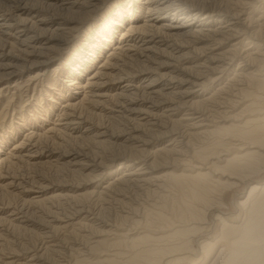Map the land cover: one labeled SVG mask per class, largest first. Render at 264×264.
<instances>
[{
	"label": "bare ground",
	"instance_id": "bare-ground-1",
	"mask_svg": "<svg viewBox=\"0 0 264 264\" xmlns=\"http://www.w3.org/2000/svg\"><path fill=\"white\" fill-rule=\"evenodd\" d=\"M2 4L0 41L19 53L6 48L12 54L0 55V78L14 82L0 94L21 87L24 56L35 55L30 62L45 69L27 82L43 83L57 62L47 100L63 112L44 126L56 111L47 103L38 112L37 100L30 119L19 118L10 130L0 116V199L4 193L19 199L13 206L0 201V246L13 244L9 228L40 241L22 248L29 258L0 256V264H264V183L251 184L236 217L214 215L223 191L248 185L264 163V0ZM80 34L83 41L73 45ZM105 115L122 129L88 125L91 116ZM22 127L26 137L16 140ZM84 135L94 146L90 156L73 149L66 161L54 159L52 148L39 150ZM22 163L67 170L72 181L92 186L82 191L79 180L75 186L39 176L33 194L13 179ZM50 185L62 188L47 195ZM133 192L151 197L141 213ZM35 207L40 220L28 218ZM107 208L115 214L102 215ZM209 213L221 221V235L197 236L194 249L188 234L206 229Z\"/></svg>",
	"mask_w": 264,
	"mask_h": 264
},
{
	"label": "rangeland",
	"instance_id": "rangeland-1",
	"mask_svg": "<svg viewBox=\"0 0 264 264\" xmlns=\"http://www.w3.org/2000/svg\"><path fill=\"white\" fill-rule=\"evenodd\" d=\"M203 1L204 0H200V2H203ZM209 1L214 4V2L216 0H209ZM0 7H1V9L2 8L3 9H6L3 4L0 5ZM48 36L49 35H46V36L42 37L43 38V40H42L43 43L46 42L45 39L48 38ZM117 36L119 37V35H117ZM80 39H82V40H80ZM10 41L12 42L14 40H10ZM80 41L81 42L83 41L82 34H80V36L77 35V37L74 39V41H73L72 44L73 45H74V43L77 44ZM52 44L55 45V42L52 41L51 42V45ZM72 44H71V46H73ZM1 45H2V47H1ZM3 46H4V42H1L0 41V55H2V53H3L4 58L9 57L10 54H12V52L19 53L17 51L16 47H13L12 48V46H10V44H8V45L6 44V46H4V47ZM6 48H12L13 51H12V49H6ZM18 48H20V47H18ZM5 53H7V55H5ZM106 54H107V51L105 52V54L103 56H106ZM24 57H25V59H27L29 61L27 63L28 65L26 64L27 67L26 68H23L17 74V78H18L17 81H20L21 87L19 89L10 88L8 90L3 91V94L2 95L0 94V116L2 117V119L4 120V122L6 124L5 130H7V129L10 130L9 127L11 125H13V124H15V126H16V122H20L21 121L19 118H22V121L23 120L25 121L26 118L30 119V115L29 114H30L31 110L33 111V108L34 107L36 108V105L35 104H36L37 100H42V105H43L42 110L39 109L38 112L43 113L44 112L43 111L44 110V107H46L47 103L48 104H51L52 103L53 110L55 108L54 112L56 111V113H52V116L53 117L51 116L50 121L47 122V124L45 123L44 126H48V124H51V126H53L54 123L55 124H56V122L58 123L59 122L58 121L59 116H57V113H59L61 115L62 112H63V107L61 108V104L60 103H56L54 101L51 102V101H48L47 100L49 98V95H47V91L50 88V84L49 83L54 80L53 74L51 73L50 70L53 68V66L55 64H57V62H54L51 65H49V67H47L48 69L46 68L47 69V74H48L47 77L48 78L46 77L44 79V82L43 83H38V84H35L34 83V84L29 85V83L27 82V79H28L29 75H34L35 72H38L40 69L43 68V66H39V65H37L35 63L32 64L30 62V60L35 62V59H36L35 58L36 57L35 55H32V56L31 55L30 56H26L25 55ZM44 69L45 68H43V70ZM93 69H94V67L90 70V72ZM58 76H60L59 77L60 80L63 81L64 80V77L67 76V75L64 72L63 73L60 72L58 74ZM7 80H8L7 78H0V88L2 86L11 85V84L14 83L12 81H11L12 83H8L9 80L8 81ZM86 80H87V78L84 77V82ZM47 81H48V83H47ZM55 97H56V99L59 98L58 95H55ZM33 114H37L38 121L41 122V120L39 119L41 117L39 115V113L33 112ZM91 117H92V119L89 117L91 123H89L88 125L92 126V129L94 131H97V130L98 131H104L107 128V130H109L108 132H112V131H115V130L118 131V130L122 129V127H123L122 124H119V125H118V123L116 124L112 119L108 118L106 115L105 116H102L103 119L100 116H97V117L96 116H91ZM98 117H100V118H98ZM117 122H119V121H117ZM30 127H34V126L32 125V126H29V128ZM116 128L117 129L120 128V129L117 130ZM81 130L84 131V129H81ZM69 131L71 132L73 130H69ZM69 131H68V133H70ZM79 132L80 131L77 132V131L74 130L73 132H71V134H73L74 136L75 135H80ZM25 133H27V130L24 127H22V133L20 132V134H18V136L16 137L17 139L16 138L15 139L16 140H22L24 137H26ZM91 135H93V134H88V136H91ZM88 136L87 135H84V138L83 137H82L83 139L82 138L81 139L79 138V140H74V137L70 136L71 137L70 140L73 139L72 140L73 143L70 140L64 141V142L62 141V145H60L61 147L60 146H56L53 143H50V144L49 143H47V144L43 143L42 145L40 144L41 146H39V150H40V152H42L41 150L42 149H46L45 147L50 148V149L52 148L54 150V156H55V158L53 157L54 159H56V158H62L64 160H66V161L69 160V158L70 159L72 158L71 156H67L68 154H66V152H68V153L70 152L71 153V151L73 149H76V151L78 150L80 152L83 150L82 151L83 153L84 152L85 153L86 152L87 153L89 152L88 154L90 156V154L92 152L91 150L94 148V146L91 144V142L89 140L85 139V137H88ZM73 151H75V150H73ZM38 154H37V158H39V157L42 158L43 157V155H38ZM91 158H92V156H91ZM64 160H62L61 162H63ZM21 165L22 166L19 165L18 166L19 168L17 167V169L12 174V175H14V178L13 179H16L17 178L16 180H19L20 181V184H23L24 186H31L30 187L31 190H32L31 193H33V194L34 193L35 194L36 193H39L38 191H40V188L39 187L37 188V186H35L36 185L35 184L36 183L35 181H39V176L40 177L41 176H44V177H46L47 180H50V181H52L54 183H57V181H58L57 179H59L58 182H63L64 179H65L64 181H66V179H67V181H68L67 183H69V182L71 183V181L73 180L71 178V176L69 175V173H67V170H66V172H65V170L64 171L63 170L60 171V170H58L54 166H50V165L48 166L47 165V166H42V167H33V166H29L27 163H22ZM28 166H29V168H28ZM160 170L161 169H158L156 171H160ZM249 177L252 178V181H250L248 185L244 181H241L236 186H234L232 188H229V189H226L225 191H223L221 197L219 196L221 198L220 202L222 203V205L221 204L217 205V208H215V210H214V215L217 213V214H220V215H222L224 217L225 216L226 217L227 216H232V217H236L237 216V214L240 212V205L238 203L240 202V200L243 201V200H246L247 199V196H248V193H249L251 184L253 185V184H256V183H264V163H263L260 171H258L256 173H253L252 175H249ZM78 180L76 181L74 179V181H72L73 183H71V184H74L75 186H77L76 183L80 181L82 185H80L79 188L82 191L83 190H87V189H89V186H92L91 184H87L86 183L87 180H83V179H82L83 181L82 180H79L78 181ZM27 183H28V185H27ZM32 185H34V186L32 187ZM61 188L62 187L57 186V185H50V187L46 188L44 192L47 195H49V194H52L55 190H58V189H61ZM64 188L71 189V187H64ZM2 196H3V198L0 199V201L2 203L11 202L12 206L15 205V204H17L18 203L17 201H19V199H17L16 197L15 198L10 197L9 195H7L5 193ZM131 197H132L131 198L132 201L135 202L134 204L140 206L139 207L141 209L140 210V213L143 211V207L145 206V204H147L150 201V198H151V197L150 198L148 197L149 199H147V195L145 193H143V192H140V194H139V192L138 193L137 192H133L132 195H131ZM140 201L142 203H140ZM143 202H145V203H143ZM251 202H253V201L251 200L250 203L247 206H249L251 204ZM140 204H142V205H140ZM96 206H95V208L99 210L100 209L99 204H97ZM37 209H36V207L33 208V210H32V208H30L31 211L29 212V210H28V213H27V214H29L28 215L29 216L28 218H33L35 220L36 219L37 220L38 219L40 220V218H41L40 215L41 214H40V212H36L35 211ZM37 211H39V209ZM114 211L115 210H112V209L110 210V208L109 209L107 208V210H105V212H103L102 215H104V216H110L111 217V216H113L115 214ZM8 213H9V211H8ZM212 215L213 214H210L209 213V214H206V216H205V218H206L205 221L207 220V223L205 224L206 229L204 228L202 231L201 230L200 231H197L198 233H196V231H195V232H192V233H189L188 234V236L191 235L190 236L191 237L190 244L192 245V248L193 247H194V249L197 248V245H198V241L197 240L199 238L200 239L201 238H209V239H211V238H215L217 236L220 237L221 232H222V230H221V221L220 220L218 221L217 219L214 220V218H213ZM220 230H221V232H220ZM9 232H11L12 234L9 233ZM8 234H10L9 235V238H10V240L12 239V241H13L12 243L13 244H11V245L7 244V246L5 244V246L4 245L0 246V251L2 252V253L0 252V256L1 257H3V256H11V254L13 255V254L16 253V254H18L17 258L18 257H20V258H29L30 253L24 254L22 256L21 255L22 250L25 249V248L32 249L34 246L39 245V242H40V241H38L39 240L38 239V236H35L34 234H32L31 232L26 231V230L25 231L24 230H14L13 231V228L12 229L9 228L8 229ZM197 236L199 237L198 239H197ZM148 241L149 240H147V242ZM13 249L15 250V252H13Z\"/></svg>",
	"mask_w": 264,
	"mask_h": 264
},
{
	"label": "snow or ice",
	"instance_id": "snow-or-ice-1",
	"mask_svg": "<svg viewBox=\"0 0 264 264\" xmlns=\"http://www.w3.org/2000/svg\"><path fill=\"white\" fill-rule=\"evenodd\" d=\"M118 2H119V0H118Z\"/></svg>",
	"mask_w": 264,
	"mask_h": 264
}]
</instances>
